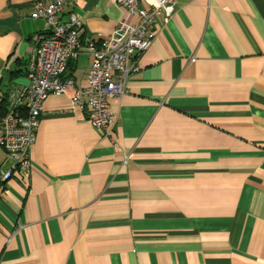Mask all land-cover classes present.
<instances>
[{"label":"crops","instance_id":"1","mask_svg":"<svg viewBox=\"0 0 264 264\" xmlns=\"http://www.w3.org/2000/svg\"><path fill=\"white\" fill-rule=\"evenodd\" d=\"M31 0H0V117L28 83L48 30ZM82 47L65 75L87 85L100 42L129 17L70 0ZM112 101L110 135L73 90L50 94L31 152L0 146V264H264V0H175Z\"/></svg>","mask_w":264,"mask_h":264},{"label":"built area","instance_id":"2","mask_svg":"<svg viewBox=\"0 0 264 264\" xmlns=\"http://www.w3.org/2000/svg\"><path fill=\"white\" fill-rule=\"evenodd\" d=\"M114 1L126 8L129 17L137 15L138 22L122 20L102 41L87 40L86 50L92 61L87 85L78 89L73 79L65 76L70 60L77 57L82 47L78 15L72 13L67 21H62L70 0H31V17L45 19L49 28L37 36L28 55V83L16 90L9 111L0 117V146L15 167L31 169L37 128L50 94L62 96L73 90L72 103L84 110L94 127L115 141L117 117L112 101L124 94L127 77L139 69L135 58L151 45L157 15L171 16L175 0Z\"/></svg>","mask_w":264,"mask_h":264},{"label":"trees","instance_id":"3","mask_svg":"<svg viewBox=\"0 0 264 264\" xmlns=\"http://www.w3.org/2000/svg\"><path fill=\"white\" fill-rule=\"evenodd\" d=\"M67 72H68V68H67V71H66L65 75L67 74Z\"/></svg>","mask_w":264,"mask_h":264}]
</instances>
